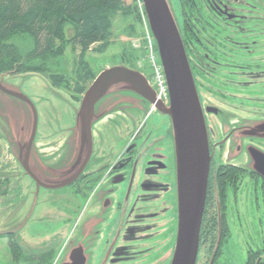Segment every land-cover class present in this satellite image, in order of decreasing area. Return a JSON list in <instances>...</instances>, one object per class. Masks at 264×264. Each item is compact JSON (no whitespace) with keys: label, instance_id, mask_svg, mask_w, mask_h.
Segmentation results:
<instances>
[{"label":"flooded vegetation","instance_id":"1","mask_svg":"<svg viewBox=\"0 0 264 264\" xmlns=\"http://www.w3.org/2000/svg\"><path fill=\"white\" fill-rule=\"evenodd\" d=\"M169 2L204 108L211 153L196 264H262L264 231L259 234L254 222H247L248 211L243 214L239 202L246 197L248 210L256 204L264 215V175L252 146L248 164L218 160L217 152L229 135L236 134L260 145L256 149L264 153V0ZM213 101H222L233 120L224 139L216 140L210 131L208 118L221 113L219 108L215 112ZM141 103L148 101L142 98ZM207 107L213 110L208 112ZM110 113L120 114L115 109ZM155 113L162 119L153 123L154 118H149ZM98 117L94 115L92 130ZM147 117L138 129L128 127V139L118 138L116 145L113 139L102 143L93 137L91 159L79 177L67 185L46 188L62 210L54 234H65L48 243L46 251H57L53 264H73L76 254L75 260L80 255L84 264H169L168 251L176 243L178 229L174 134L168 115L151 107ZM99 147L100 161L93 158ZM3 158L0 166L7 161ZM19 161L23 165L21 148ZM6 178L0 179V186ZM9 184L18 202L22 196L11 180ZM12 191L0 198L10 199ZM258 235L262 242L252 248L248 243ZM7 243L10 246L9 237ZM36 261L25 260V264Z\"/></svg>","mask_w":264,"mask_h":264},{"label":"rangeland","instance_id":"2","mask_svg":"<svg viewBox=\"0 0 264 264\" xmlns=\"http://www.w3.org/2000/svg\"><path fill=\"white\" fill-rule=\"evenodd\" d=\"M125 23L126 20L122 18L115 20L114 27L119 36L118 39L116 38L115 44L105 53H88L87 57L94 67L97 65L105 67L118 63L117 56L121 54L122 43L127 40H132L133 46L139 50L142 47L143 39L145 54L139 59L138 65L142 67V61L146 62L149 49H147L145 34L141 38L132 39L125 36L122 34ZM145 28L144 26V33H146ZM66 32L68 37L73 34L71 25L67 27ZM13 41L24 51H27L31 46L30 40L22 36ZM73 57L74 52L68 48L61 58V67L66 72L72 70ZM0 84L12 92L29 98L33 103L37 113V130L32 145L30 167L43 182H59L60 176L74 165L78 157L77 149L82 143L78 120L81 99L73 97L67 90L53 86L45 74L37 71L0 73ZM141 101L142 98L127 88V84H118L103 92L95 107V115L101 117L94 123L93 137L102 143L113 139L115 145L122 137V140L124 138L127 140L128 127H132V130L138 129L142 122L144 124L148 120L147 115L151 105L149 103L143 105ZM213 104L221 110V113L208 118L210 131L216 140L224 139L233 120L228 115L222 101H213ZM113 109L120 114L112 115L110 111ZM135 113L140 114L138 118L136 116L129 118L133 114L136 115ZM160 117L162 119V115L155 113L149 119L156 123ZM135 118H137L136 122H134ZM130 122L131 124H129ZM33 125L32 106L0 90V160L3 157L7 160L3 166H0V179L8 177L12 181V186H16L22 196L18 202L17 193L10 197V199H14L12 203H7L10 199L4 201L0 198V234H5L7 231L14 232L22 250L39 254L48 249L55 236L58 235L57 237L61 239L65 234L63 232L54 234L56 231L53 230L57 220L63 218L62 213L59 212L62 210L59 209L58 204L53 203L57 199L49 190L34 182L27 175L24 167H20L23 166L19 161L20 148L29 142ZM250 146L260 147L257 143H248L247 138H241L236 134L229 135L224 148L217 152V158L218 160L222 158L223 161L248 164L251 162V156L248 153ZM99 150L100 147L93 157L98 161L102 159L100 157L102 152ZM239 205L242 207L243 214L244 211H248L247 222L252 224L253 221L254 230L262 234L264 231L262 211L256 208V204L251 206V210H248L246 197L245 200L242 198ZM241 219L244 221L243 217ZM236 231L238 232V230ZM261 238L262 235H258L255 240L249 241V246L257 248L262 242ZM56 242L54 241V243ZM62 242H64V238ZM171 245L172 248L168 251L169 264L175 247L174 244ZM12 256L7 237L0 235V264H25L23 260H12Z\"/></svg>","mask_w":264,"mask_h":264},{"label":"water","instance_id":"3","mask_svg":"<svg viewBox=\"0 0 264 264\" xmlns=\"http://www.w3.org/2000/svg\"><path fill=\"white\" fill-rule=\"evenodd\" d=\"M141 3L157 42L170 100L165 103L158 99L156 90L142 72L121 64L106 66L99 72L81 99L78 120L82 143L77 149L78 157L74 165L61 176L64 178L61 182L55 184L43 182L30 167L32 145L37 130V113L33 103L29 98L12 92L1 84L0 90L32 106L33 130L29 142L21 147V155L26 173L44 188L67 185L74 182L82 173L92 155V127L96 104L103 92L110 90L113 86L127 84V88L148 101L152 108L168 115L171 119L175 142L178 199V229L170 264H196L211 166L207 121L181 32L169 0H141ZM210 108L213 110L212 107ZM210 108L207 107L206 110L209 112ZM251 148H253L252 152L258 170L264 175V153L254 146ZM10 232L12 231L5 233ZM75 257L72 259L73 264H84L80 255L77 260Z\"/></svg>","mask_w":264,"mask_h":264},{"label":"trees","instance_id":"4","mask_svg":"<svg viewBox=\"0 0 264 264\" xmlns=\"http://www.w3.org/2000/svg\"><path fill=\"white\" fill-rule=\"evenodd\" d=\"M118 18L126 20L122 34L131 39L143 37L145 15L140 0H0V73L41 72L53 86L67 90L80 100L99 71L106 68L94 67L88 53L103 54L115 44L119 34L114 22ZM69 25L73 29L70 37L66 32ZM20 36L31 42L27 51L13 41ZM122 44L116 64L151 75L147 62L142 61V67L138 65L145 54L143 39L139 50L132 40ZM68 48L74 52L70 72L61 67V58ZM4 180L0 195L8 196L12 191L10 179ZM0 235L10 238L9 247L15 261L34 259L37 261L32 264H53L57 256V251L30 254L17 248L13 243L14 232Z\"/></svg>","mask_w":264,"mask_h":264},{"label":"built area","instance_id":"5","mask_svg":"<svg viewBox=\"0 0 264 264\" xmlns=\"http://www.w3.org/2000/svg\"><path fill=\"white\" fill-rule=\"evenodd\" d=\"M141 6H143L142 3ZM144 26L146 27L145 39L147 40V49H149V54L148 58L146 57V62L149 64L151 69L150 81L156 89L157 98L167 103L169 101V89L166 80V75L160 61L159 53L156 48L155 39L149 29L146 16L144 20Z\"/></svg>","mask_w":264,"mask_h":264},{"label":"bare ground","instance_id":"6","mask_svg":"<svg viewBox=\"0 0 264 264\" xmlns=\"http://www.w3.org/2000/svg\"><path fill=\"white\" fill-rule=\"evenodd\" d=\"M30 254H33V253H30Z\"/></svg>","mask_w":264,"mask_h":264}]
</instances>
